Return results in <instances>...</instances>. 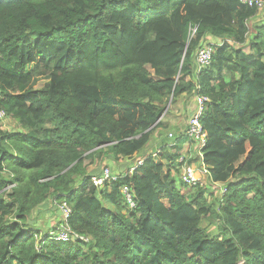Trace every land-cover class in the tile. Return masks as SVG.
Wrapping results in <instances>:
<instances>
[{"label":"trees","instance_id":"1","mask_svg":"<svg viewBox=\"0 0 264 264\" xmlns=\"http://www.w3.org/2000/svg\"><path fill=\"white\" fill-rule=\"evenodd\" d=\"M259 13L239 0H0V111L20 127L0 128V264H264ZM207 36L220 42L198 71ZM196 95L209 100L196 168L223 186L217 204L179 179L191 140L181 128L168 139L171 109L163 117ZM156 133L132 174L91 183L90 164L131 159ZM49 200L71 206L87 242L40 237L29 219Z\"/></svg>","mask_w":264,"mask_h":264},{"label":"built area","instance_id":"2","mask_svg":"<svg viewBox=\"0 0 264 264\" xmlns=\"http://www.w3.org/2000/svg\"><path fill=\"white\" fill-rule=\"evenodd\" d=\"M243 5L250 7V8H257L260 11L264 9V1L263 0H239ZM196 32V29H193V33ZM214 47L213 45H205L203 46L197 53L196 56V63L198 71L208 67L211 65L213 54H214ZM196 103H197V110L191 116L188 128L186 131V135L189 137L191 141L196 142L200 149L205 146L207 135L203 130L201 124V117L203 115V111L205 108V103L209 100L207 97L202 95H196ZM5 118V113L0 111V119ZM173 135L170 134V138ZM143 160L137 162L136 166L142 165ZM136 168V167H135ZM208 171L206 167L202 164L201 170H197L193 166H187L183 169V174L181 176V180L189 186L201 184L202 177L201 175H207ZM121 176L111 171L110 168H104L99 175H94L91 177V183L97 188H103L106 184L116 181ZM122 194L125 199V203L128 209L134 210L136 208V203L133 198V193L128 186H124L122 188ZM59 210L61 211L62 222L60 225L52 232L47 234V237L54 241L58 242H69L76 238H79L83 241H88V239L84 237H80L72 230L69 220L72 215V208L67 202H62L58 205Z\"/></svg>","mask_w":264,"mask_h":264},{"label":"crops","instance_id":"3","mask_svg":"<svg viewBox=\"0 0 264 264\" xmlns=\"http://www.w3.org/2000/svg\"><path fill=\"white\" fill-rule=\"evenodd\" d=\"M251 21H252V23H253V21L254 22L255 21L256 22L262 21L261 24H256V26L264 25V9L261 10L260 13L255 18L250 20L249 23ZM205 42H206V45L209 44V45L214 46V44L219 43L220 40L214 39L211 36H207ZM186 99H187V97H183L182 99L179 100L178 104H176L173 107H171V105H170V107H169V109H171L170 112L172 114V117H170V119H169V125H170L169 128L173 132V133H171L172 135H175V133L177 132V129H179V128H181L182 129L181 131L185 132V134H186L189 120H190L191 116L197 110L196 98L192 97L193 100L190 103L186 102ZM185 105H186V107H185ZM169 109L167 110V112L169 111ZM166 113H164L163 117L166 115ZM184 115L186 118H188L187 122L184 123L182 120L178 121V117L184 116ZM166 120H167V117H166ZM158 139H159V134L156 133L153 141L151 142V145H149V149L147 148L148 150H144L142 153L135 155L131 159L126 158V159H122V160L117 161V162H113V161L111 162L110 159H107V162H109V164L111 165L110 168L113 169L114 173L119 174L120 176H123V177L127 176L129 174H132L135 167H137L136 164L138 161L144 160L148 156V154L154 153L159 149V147L161 146V143L159 142ZM188 143L189 142H187L183 145L181 153L184 154L185 157H193V154L191 153V151L187 149ZM196 158H197V160L198 159L200 160V158H201V149L200 148H199V152H198ZM112 163H113V165L116 164V167H114L112 165ZM201 163L202 162L200 161V163H198V165L199 164L201 165ZM101 171L100 172L98 170L89 171V169H88V173L92 176L99 175L101 173ZM104 203H105L106 208H109L112 211H114L116 209L115 206L110 201L105 200ZM58 205H59V203H57L53 200H49L44 205L40 206L37 209V210L43 211L44 216L50 215L52 217V212H50L49 210H53L54 215H55L52 219H49L47 221V223L45 225V227H47V228H45L46 230L44 232L43 231L39 232L34 227L35 230L38 231L39 234L41 235L40 237L47 236V234L54 231L62 222L61 211L59 210Z\"/></svg>","mask_w":264,"mask_h":264},{"label":"rangeland","instance_id":"4","mask_svg":"<svg viewBox=\"0 0 264 264\" xmlns=\"http://www.w3.org/2000/svg\"><path fill=\"white\" fill-rule=\"evenodd\" d=\"M262 21H258V22H254L252 23V21L249 23V27L252 31V29L254 28V26H256V24H261ZM46 82V78H40L38 79L37 83H34V87L35 88H42L43 85ZM194 97V96H192ZM192 97H187L186 102L190 103L193 99ZM189 105V104H188ZM186 107V105H185ZM184 119V118H183ZM185 120L187 122L188 118L184 119V123ZM48 126V125H47ZM0 128L4 129V130H20V127L18 125V123L12 119V118H4V119H0ZM172 133V132H170ZM168 132L167 137H169L168 139H172L170 138ZM187 149L191 151V153L193 154V157H188V159H190L192 161L193 159V164H191V166H193L194 168L198 167V160H197V154L199 152V145L196 142L190 141L188 143ZM187 158V157H186ZM192 158V159H191ZM103 162H94L93 164L89 165V171L92 170H98L99 172L101 170H103L104 168L108 167L110 168V164L109 162H107V159H103ZM112 162V161H111ZM89 162H87L88 164ZM113 165V163H112ZM114 167H116V164L113 165ZM113 167V168H114ZM111 169V168H110ZM199 169V168H198ZM111 171L113 172V169H111ZM181 173L183 174V171H181ZM182 174H178L179 179L181 178ZM179 186L183 187L181 184H178ZM201 186L204 187H208L207 189L209 190V194H207V201L208 202H215L216 204L218 203V201H220L221 197H222V193H223V186L222 185H213L209 180L206 181H201ZM184 189L186 190V188L184 187ZM52 208V207H51ZM50 212H52V217L49 216H44L43 215V211L41 210H35L34 213L32 214V216L29 219V223L33 226V228L35 227L39 232L41 231H45L47 227H45L47 221L49 219H52L55 215L53 210H49ZM212 220L211 219H203L202 221V227L208 231L209 233H216V225L214 223H211ZM43 224V225H42Z\"/></svg>","mask_w":264,"mask_h":264},{"label":"water","instance_id":"5","mask_svg":"<svg viewBox=\"0 0 264 264\" xmlns=\"http://www.w3.org/2000/svg\"><path fill=\"white\" fill-rule=\"evenodd\" d=\"M171 101H172V99L170 100V102H169V105H168V107L166 108V110H165V112H164V113H166V112H167V110L169 109V107H170V105H171Z\"/></svg>","mask_w":264,"mask_h":264}]
</instances>
